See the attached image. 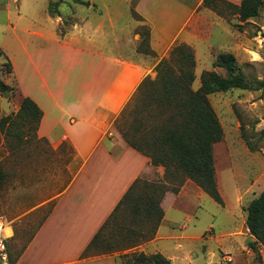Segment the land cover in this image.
<instances>
[{"label": "rangeland", "instance_id": "1", "mask_svg": "<svg viewBox=\"0 0 264 264\" xmlns=\"http://www.w3.org/2000/svg\"><path fill=\"white\" fill-rule=\"evenodd\" d=\"M55 1L0 0V80L12 88L0 92L1 115L16 112L23 98L11 60L21 72L23 45L30 50L49 44L30 31L51 33L53 23L56 35L63 37L75 23H81L92 14L95 18L99 9L105 14H119L121 21L135 18L131 11L132 8L135 11V0H130L129 5L127 0H89L88 6L62 0L57 6L59 16H53L49 14V4ZM167 1L175 4V0ZM178 13L182 15L183 12ZM186 30L197 36L191 42L193 45L189 44L197 48L196 55L194 50V88L198 87L203 70L225 74L223 69L212 65L218 52L233 53L247 81L264 80V4L257 17L246 21L236 15L220 16L200 6ZM7 60L10 71L5 65ZM208 98L222 128L221 139L213 144L216 184L222 204L184 178L178 192L174 193L173 207L165 206L166 217L163 221L162 216L159 223V235H168V239L157 240L154 244L168 255L170 264H264V247L255 241L246 225L249 201L264 190V88L255 91L231 89L213 93ZM130 121L131 117L123 118L118 125L126 128ZM31 133L24 134L21 141L15 136L0 134V215L11 222L14 230L8 241L12 260L42 223L53 199L70 176L64 159L69 150L64 148V155L59 156L45 141L34 137L25 141ZM181 178L174 175L169 179L176 181H169L163 174L162 178H154L151 182L175 185ZM140 187L142 193L152 190ZM121 209L119 223L107 227L102 237L114 244L126 245L136 234L120 232L115 226L138 229L144 234L149 232L151 224L132 220L128 208ZM254 241V248H251ZM144 243L125 252L139 251ZM153 247L148 245L147 249L152 251L144 253H154Z\"/></svg>", "mask_w": 264, "mask_h": 264}, {"label": "crops", "instance_id": "2", "mask_svg": "<svg viewBox=\"0 0 264 264\" xmlns=\"http://www.w3.org/2000/svg\"><path fill=\"white\" fill-rule=\"evenodd\" d=\"M201 4L202 0H175L174 5L137 0L139 21L133 16L121 21L119 14L99 9L95 18L92 14L75 23L63 37L56 35L53 23L51 33L30 31L49 44L30 50L23 45V68L19 72L11 60L13 73L22 97H30L42 111L34 139L45 141L59 156L64 148L69 150L64 159L70 176L15 260L10 255L11 264L118 263L115 253L81 254L132 183L137 178H162L164 168L151 165L147 156L129 146L114 122L142 79L155 78L157 62L176 42L193 45L197 36L186 26ZM142 23L149 27L154 55L137 50L141 37L135 28ZM174 199V193L165 192L160 203L163 221L165 206L173 207ZM160 226L139 251H152L147 248L153 245V251L170 259L154 244L168 239L159 235Z\"/></svg>", "mask_w": 264, "mask_h": 264}, {"label": "trees", "instance_id": "3", "mask_svg": "<svg viewBox=\"0 0 264 264\" xmlns=\"http://www.w3.org/2000/svg\"><path fill=\"white\" fill-rule=\"evenodd\" d=\"M61 1L49 4L50 15L59 16L57 6ZM70 1L84 6L91 4L89 0ZM133 2L136 4V0ZM263 4L264 0H241L237 4L228 0H202L201 6L220 16L236 15L241 21H246L257 17ZM131 11L135 19L142 20L133 8ZM135 32L141 37L137 50L154 55L149 48L148 25L140 24ZM195 64L193 48L184 42H176L167 56L157 62L155 78L146 76L142 79L131 100L114 122L115 128L129 146L147 156L151 165L164 167L165 179L176 181L169 179L174 175L182 178L175 185L137 178L94 234L81 257L118 253L117 264H170L169 259L160 252L148 255L143 251L125 252L153 239L163 216L160 202L164 193L167 190L178 192L180 184L186 178L222 204L213 157V144L221 139L222 128L208 97L231 89H263L264 80L247 81L239 70L234 54L218 52L212 65L223 69L225 74L222 76L215 70H203L199 76V85L194 88ZM5 65L10 71L9 60ZM11 89V86L0 80V92ZM41 115L42 111L36 102L25 96L16 112L7 115L0 113V134L15 136L21 141L24 139L23 135L31 131V135L25 137V141H30L32 137L36 138ZM127 117H131V121L126 128L118 125L120 119ZM247 144L252 147L249 141ZM141 185L152 190L142 193ZM123 207L128 208L130 219L132 217V220L136 219L139 223L151 224L149 232L144 234H140L138 229L115 226L114 229L120 232L136 234L133 240L127 239L130 242L126 245L114 244L102 237L107 227L119 223L118 217L123 212ZM246 225L255 241L264 247V190L249 201L246 207ZM255 241L251 242V248H254Z\"/></svg>", "mask_w": 264, "mask_h": 264}, {"label": "built area", "instance_id": "4", "mask_svg": "<svg viewBox=\"0 0 264 264\" xmlns=\"http://www.w3.org/2000/svg\"><path fill=\"white\" fill-rule=\"evenodd\" d=\"M11 222L0 215V264H11L8 241L12 238Z\"/></svg>", "mask_w": 264, "mask_h": 264}]
</instances>
